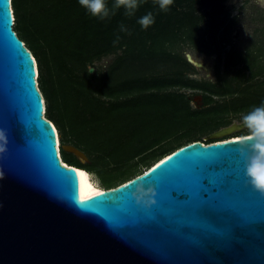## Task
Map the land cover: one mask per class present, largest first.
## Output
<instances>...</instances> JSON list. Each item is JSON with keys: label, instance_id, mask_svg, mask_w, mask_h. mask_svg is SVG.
Listing matches in <instances>:
<instances>
[{"label": "water", "instance_id": "95a60500", "mask_svg": "<svg viewBox=\"0 0 264 264\" xmlns=\"http://www.w3.org/2000/svg\"><path fill=\"white\" fill-rule=\"evenodd\" d=\"M38 77L15 31L13 0H0V264H264V197L249 195L257 190L238 151L244 137L187 144L86 198L81 172L60 157ZM70 147L63 150L81 161ZM224 154L229 165L210 171L207 164ZM173 191L188 199H173Z\"/></svg>", "mask_w": 264, "mask_h": 264}, {"label": "rangeland", "instance_id": "374dc122", "mask_svg": "<svg viewBox=\"0 0 264 264\" xmlns=\"http://www.w3.org/2000/svg\"><path fill=\"white\" fill-rule=\"evenodd\" d=\"M58 0H19L20 12L17 15L16 29L26 45L32 49L34 45H41L43 56L46 58L45 79L54 92L53 109L46 115L56 127H65L60 131V140L65 146L75 147L84 152L88 161L82 164L72 155H66V163L82 166L91 172L88 165L96 171L92 172L93 181L102 189H106L101 172L116 175L131 170L130 179L145 172L156 160L165 153L172 152L181 145L201 141L208 144L213 141H225L235 137L247 135L245 127L216 139L215 135L234 125L243 126L242 116L254 106L264 101V2L262 0H216L209 4L204 0H192L188 4L198 13L211 14L203 25V32L197 40L198 48L190 43L181 44L179 52L189 62L188 56L203 64L198 68L193 63L187 65L181 59L163 58L160 60H138L135 62H121L118 64L120 52L104 57L93 66L96 73H111L115 87L129 82L131 92L127 96H107L93 91L90 86H83L82 81L71 82L56 67L49 47L41 39L40 31H54V27H43L40 20L48 19L56 22L53 15L55 3ZM43 6V8L41 7ZM52 10V11H51ZM48 11L50 15H46ZM216 14V16H213ZM206 32V33H205ZM228 33L227 47L220 42L223 34ZM203 38L212 45L213 55H208V47ZM232 47L256 51L261 56L257 67H262L263 74L255 79L243 77L240 70L242 65L230 70L225 68V56ZM33 53L35 50H32ZM90 69V70H91ZM210 69V70H208ZM77 76H82L80 70ZM153 79L160 80L162 85L168 86L159 91L160 97L168 95L184 96L186 112L192 116L189 122L185 117L178 129V122L172 134L156 143L153 133L146 138L135 139L133 130L152 125L156 120V107L152 99L156 93L145 83L152 86ZM147 82V83H148ZM211 84V86H207ZM92 90V91H91ZM132 98H139V107L133 109L128 116L107 118V110L115 102H125ZM209 103V104H208ZM49 108V107H48ZM178 108H181L180 106ZM174 113L173 111H171ZM158 117V116H157ZM170 119V118H169ZM174 123V121H173ZM168 122L161 123L160 131L164 132ZM218 143V142H217ZM61 150V149H60ZM129 177V176H128ZM127 178V177H126ZM125 178V179H126ZM122 180V179H121ZM122 181L116 183L119 186Z\"/></svg>", "mask_w": 264, "mask_h": 264}, {"label": "trees", "instance_id": "16d2710c", "mask_svg": "<svg viewBox=\"0 0 264 264\" xmlns=\"http://www.w3.org/2000/svg\"><path fill=\"white\" fill-rule=\"evenodd\" d=\"M190 1L192 0H174V3L168 11H160L154 0H141L140 7L134 16H126L124 10L120 9L116 10L115 14L110 16V18L101 21L88 15L86 11L80 7L78 0H58L55 3L54 11L51 10L54 13L53 15L56 16L54 18L56 22L49 21L48 19L40 20L43 27H54V31L49 34V32L43 29L40 31V35L41 39L46 41L56 67L68 78V80L71 82L80 80L82 81L81 83L83 86H90L94 88V92L101 95H107L110 97L127 96L128 93L131 92V89H133L129 87V82L121 83L119 86L115 87L112 83V71L110 73L92 74L90 73V69L93 68L96 62L101 61L104 57L118 54V52H120L118 64L121 62H135L145 59L160 60L163 58H172L181 59L187 65H190L188 60L181 56L179 46L181 44L190 43L192 46L195 45L196 48L199 49L198 43L200 40L197 39L204 31L203 25L206 22V19L211 17V14L198 13L196 9L189 7L188 4ZM221 1L225 2L227 0ZM204 2L212 4L215 3L216 0H204ZM106 3L111 7L114 0H106ZM41 7L43 8V6ZM13 8L16 16L15 31L20 38L16 29V24L18 22L17 15L21 8L19 6V0H13ZM148 12H152L155 16V23L147 30H142L141 26L137 23V19ZM45 14L50 15L51 12L48 11ZM213 16H216V14ZM122 24L127 28V32L120 31V26ZM227 39L228 33L226 32L220 38V42L224 45V48L227 47ZM21 40L25 43L23 39ZM202 41H204V44L208 47L206 53L208 55L215 54V52L212 51V45L210 46L208 43L209 41L204 38ZM26 47L31 52L32 50L38 52L37 54L32 52V54L38 65V83L45 99L47 115L48 110L50 112L53 109L55 97L54 92L50 90L47 81L44 78L47 67L46 58L43 56V52H41V45H34L31 47L32 49L27 45ZM260 59L261 56L256 53V51L232 47L226 52L225 68L230 70L242 65L240 72L243 77L255 79L263 74L262 67H257L260 63ZM77 70H80L83 74L81 77L77 76ZM152 81L153 83L155 82V85L152 87L148 81L138 80L137 82H144L147 88L156 91V94L152 96V99L155 101L152 103V107L157 108L156 113L158 117L156 116V120L152 121V125L147 127L142 126L141 129L136 127L133 130V137L135 139L146 138L149 134L153 133L154 136L157 134L156 143H158L161 140L157 137L162 139L169 136L175 129H178L181 126L180 124L187 121L189 122V118L195 116L188 114L184 106H182V103H184V96L168 95L160 97L158 94L159 91L168 86L162 85L160 80L157 79H153ZM207 86H211V84H208ZM139 101V98H132L125 102L113 103L109 110H107V118L114 117L118 114L121 115V118H125L133 109L139 107ZM179 106L181 108H178ZM139 108L143 109L144 105H141ZM184 117L186 121L184 120ZM169 118L172 120V124L167 125V129H165L166 131L161 132V123L164 124V122H168L170 120ZM49 120L52 121L51 119ZM177 122L179 124L173 129ZM58 131L59 134L60 131L65 132V127H60ZM214 143L217 142L213 141L206 145ZM60 145L62 157L72 155L82 164L74 154L63 150V147L65 146L64 143L61 142ZM183 146L185 145L177 147L172 152ZM172 152L168 151L163 153L156 162ZM66 164L71 167L86 170L82 166L70 163ZM88 166L91 168V172H88L92 173L93 171H96L92 165ZM101 174L104 179L103 181L106 190L117 188L132 180L130 179V176L132 175L131 170L120 172L116 175L109 174L105 171H102ZM119 181H122V183L119 186H116V183Z\"/></svg>", "mask_w": 264, "mask_h": 264}, {"label": "clouds", "instance_id": "9594fccd", "mask_svg": "<svg viewBox=\"0 0 264 264\" xmlns=\"http://www.w3.org/2000/svg\"><path fill=\"white\" fill-rule=\"evenodd\" d=\"M154 2L160 11H168L174 0H154ZM78 3L88 15L103 21L120 9L124 10L126 16H134L141 0H114L111 7L106 0H78ZM137 23L142 30H147L154 25L155 16L152 12H148L139 17ZM120 31L127 32V28L122 24ZM242 121L247 129V135L241 140L238 151L244 161V174L255 190L264 193V101L244 114Z\"/></svg>", "mask_w": 264, "mask_h": 264}, {"label": "snow or ice", "instance_id": "6c2138e0", "mask_svg": "<svg viewBox=\"0 0 264 264\" xmlns=\"http://www.w3.org/2000/svg\"><path fill=\"white\" fill-rule=\"evenodd\" d=\"M230 161H231V157L228 156L227 154H224V155H221V156L216 157L213 161L209 162V163L207 164V167H208V169H209L210 171H211V170H219L220 168L227 167V166L229 165V162H230ZM223 179H224L225 182H230L232 179H234V177L229 176V177H224ZM198 182H199L200 184L205 185V186H207L208 183H209V181H208L207 179L199 180ZM244 188L247 189L248 186H247L246 184H244ZM173 193H175L176 195H173ZM256 193H259L261 197H264V194H262V193H260V192H258V191H253V192L250 193L249 195L251 196V198L255 199V197H256ZM200 195H201L204 199H207V197H208V193L205 192V191H201ZM171 196H172V198L175 199V200H181V201H183V200L188 199V196H187L185 193H183V192H181V193H177V192L173 191V192L171 193ZM181 196H183L184 198L181 199V198H180ZM186 230H187V229H186ZM237 230H238V228H233V229L231 230V232L229 233V235H230V236L233 235Z\"/></svg>", "mask_w": 264, "mask_h": 264}, {"label": "bare ground", "instance_id": "6f19581e", "mask_svg": "<svg viewBox=\"0 0 264 264\" xmlns=\"http://www.w3.org/2000/svg\"><path fill=\"white\" fill-rule=\"evenodd\" d=\"M14 9V8H13ZM15 14V13H14ZM15 19H16V16H15ZM49 120V119H48ZM50 121V120H49ZM51 123H52V125L56 128V130H57V132H58V147H59V152H60V157H61V159H62V162H63V164H65V166L66 167H69V168H71L72 170H74V171H80L81 172V174H82V182H83V187H84V190H85V196H86V198H91V197H96V196H99L100 194H101V192L103 191V189L102 188H100V187H98L97 185H96V183L93 181V176H92V173H90V172H88V171H86V170H83V169H79V168H76V167H71V166H69V165H67L65 162H64V160H63V157H62V155H61V148H60V144H61V140H60V134H59V131H58V129H57V127H56V125L52 122V121H50ZM238 125V124H237ZM245 137V136H244ZM237 138H242V137H235V138H233V139H237ZM231 140V139H230ZM72 147H70L69 149H71ZM75 148V147H74ZM79 150V149H78ZM73 151H75V150H73ZM79 151H81V150H79ZM82 152V151H81ZM77 153L82 157L81 159L84 161V162H86L87 160H88V157H87V155L84 153V152H82L83 154H80L78 151H77Z\"/></svg>", "mask_w": 264, "mask_h": 264}, {"label": "flooded vegetation", "instance_id": "af4514ba", "mask_svg": "<svg viewBox=\"0 0 264 264\" xmlns=\"http://www.w3.org/2000/svg\"><path fill=\"white\" fill-rule=\"evenodd\" d=\"M202 68H204V66ZM208 70H210V69H208Z\"/></svg>", "mask_w": 264, "mask_h": 264}]
</instances>
